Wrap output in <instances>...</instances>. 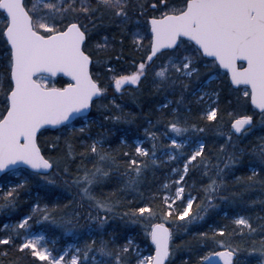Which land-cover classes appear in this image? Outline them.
Returning a JSON list of instances; mask_svg holds the SVG:
<instances>
[{
  "label": "snow or ice",
  "instance_id": "obj_1",
  "mask_svg": "<svg viewBox=\"0 0 264 264\" xmlns=\"http://www.w3.org/2000/svg\"><path fill=\"white\" fill-rule=\"evenodd\" d=\"M148 8L153 14L144 21L140 17L147 15ZM0 9L6 12V23L0 29V34L10 46L8 88L4 90L5 109L0 113V171L14 169L19 164L37 170V174L55 168L62 172L63 185L69 192L75 189L72 200L67 203L51 207L44 204L41 207L37 202L31 213L18 223L5 224L7 234L0 238V245L14 247L16 252L27 254L37 264H85L93 249L106 258L96 261L93 256L91 259L95 264H132L133 261L135 264H165L172 252L170 241L173 237L172 230L165 223L145 225L146 229L150 228L145 235L155 245V254L149 256L141 255L139 246L134 244L131 237L126 238L122 245H115L114 240L101 239L98 248L97 241L93 239L83 249L76 247L71 255L67 249L60 253L48 246L44 235L33 233L30 223L38 216L40 220L50 221L65 232L75 235L76 230L83 227L80 224L82 217H86L89 222L87 227L90 233L102 232L109 221L116 217L128 218L131 223L142 221L145 214L155 219L156 212L143 204L144 194L140 187L144 184L146 170L162 163L153 158L157 148L156 133L145 129V133L154 141L151 152L141 146L143 141H137L134 155L129 152L122 154L124 157L133 155V158L123 162L119 158L121 154L118 149L104 147L105 133H97L91 144L80 153L82 162L73 171L68 161L72 154L71 145L64 157H45L37 145V131L43 125H61L71 121L76 114H86L94 99L107 93V87L102 86L100 74L90 70L93 56L86 49L91 36L89 25L92 29L117 25L122 34L131 25V44L136 51L144 47L146 34H150L149 50L138 64L133 60L134 71L118 74L108 64L111 57L105 61L98 59L95 64L105 65L104 70L112 73L110 81L117 92L126 84L139 86L142 78L147 79L151 68L156 91L173 97L179 94L175 99H167L166 96L167 102L159 106L161 119L164 118V110L170 109L167 128L175 137H184L190 130L193 133L205 131L197 123H189V117L181 113L182 107L191 111L187 106L192 101L186 100L189 95L195 97L197 104L205 103V97L208 98L207 106L201 110L200 120L215 123L220 118L219 93L205 90L214 77L209 75L207 81L201 79L198 65L204 57H212L213 65L218 64L227 69L232 84L246 86L243 95L250 97L251 103L260 109V123L264 124V0H151L150 3L148 0H30V3L26 0H0ZM148 26L150 33L147 32ZM182 37L193 42L191 46L181 48L180 45L184 43ZM103 39L104 44L95 45L98 52L108 51V37ZM120 43L123 45V40ZM166 52L169 54L165 56ZM160 57L164 58L155 64V60ZM117 59H123V48ZM240 60L245 61L247 66L238 65ZM204 66L209 67L207 64ZM59 72L71 77V82L61 88L50 87L48 78ZM0 88H3L2 83ZM173 104L175 107H172ZM104 119L119 121L126 119V116ZM254 126L253 115H240L231 119L229 130L219 133L225 139L215 151L201 139L191 136L186 139L169 137L171 143L167 147L175 154H169L167 160L186 158L183 159L182 168L172 169L178 176V179L170 182L175 192L168 195L170 184L162 186L166 190L163 199L168 208L167 212L161 214L165 221L171 217L174 221L183 222L182 226L187 231V225L204 219L215 199L228 201L231 196L235 201L240 197L241 193L228 192L224 176L226 170L241 161L245 152L253 156L249 162L251 174L236 177L235 183L243 186L245 191L257 183L264 185V180L258 179L257 171V168L264 170V137H260L259 143L252 144L250 149L248 146H240L242 139L250 134ZM79 131L83 132L84 128ZM234 134H238L237 140L233 139ZM163 135L167 137L168 133ZM125 143L121 141V144ZM186 146H192L190 154L183 151ZM55 147L53 144L52 150ZM210 152L212 155H209ZM213 157L215 164L212 162ZM88 158H93L91 167L83 163ZM221 163L223 167H220ZM197 169H203L202 175L209 179L208 184L202 185L205 199L199 203L186 181V176ZM42 179L49 184L55 183L47 175ZM113 180L116 186L111 191H104ZM26 184L27 180L17 183L0 195V212L16 208L20 191ZM221 192L227 194L220 195ZM128 193L140 197L143 206L120 211L131 203L124 198ZM177 200L181 201L183 208L175 211L173 205ZM85 204L87 211H79ZM251 219L250 216L238 215L233 223L239 227L241 234L245 230L249 234L256 233L258 229L264 231V224L253 227ZM226 227L213 229L211 235L208 232L195 234L194 239L198 245L208 247L211 242L222 249L209 250L207 254L201 255L199 264H219L220 260L223 264H239L235 257L241 251L240 246L225 244L224 240L216 239L218 235H230ZM255 245L253 241V247L247 251L264 257V237L258 247ZM188 246L191 250L190 243ZM9 256L7 250L0 253V264H22L23 257L12 260L7 259ZM261 264H264V260Z\"/></svg>",
  "mask_w": 264,
  "mask_h": 264
},
{
  "label": "trees",
  "instance_id": "obj_2",
  "mask_svg": "<svg viewBox=\"0 0 264 264\" xmlns=\"http://www.w3.org/2000/svg\"><path fill=\"white\" fill-rule=\"evenodd\" d=\"M30 3V0H26ZM151 0H148L150 3ZM147 7V4H146ZM163 10V9H162ZM152 10L148 8L147 15L140 17V19L146 21ZM158 15V13H156ZM81 19H83L81 17ZM6 23V15L0 11V29H3ZM107 25V21L105 22ZM91 33L90 39L86 45V49L90 50L93 56V64L91 71L100 74V80L102 86L107 87V93L99 99H96L93 103L91 113L86 116L91 118L90 122L85 123L84 118L80 117L76 119L73 126L68 124L59 128H46L40 132L38 136V144L45 155V157H64L68 153L69 145L72 147V154L68 157L71 169L74 171L76 166L82 162L80 153L85 151L87 145L91 144L92 140L96 138L97 133H105L106 142L105 148L118 149L120 152V160L132 159L135 153L136 138H142L145 140L144 145L151 152L152 144L154 141L145 133V129L156 133L157 139L155 141L156 155L153 157L155 160L162 163L150 167L145 172L144 184L140 187V191L144 194L143 204H147L156 212V218L151 219L145 214V218L142 221L131 223L128 218L120 219L119 217L109 221L102 232L88 231V221L86 217L80 219V224L83 226L76 230V234L65 232L63 228L52 224L50 221L40 220L36 216V220L40 221V224L47 229V232L52 237H59V243L65 244L71 241H75L83 249L86 243H91L93 239L97 241V248L99 247V241L101 239L113 241L115 245H122L125 243L126 238L131 237L139 246L146 247L149 251H153V245L150 241V237L145 235L146 231H150V228H145V225L154 223H165L173 232L170 248L172 252L169 256V260L166 264H199V257L207 254L209 250L220 251L222 250L218 245H213L209 242L208 247L198 245L194 236L199 232H208L211 235L213 229H218L222 226L226 227L225 236H217V240H224L225 244H231L233 246H240L241 251L237 253L236 260L239 264H261L264 257H261L259 253H249L247 249L253 247V241L256 242L255 246H259V242L264 237V231L258 229L254 234H249L247 230L243 234L240 233V229L233 223V220L238 215L250 216L253 227L258 224H264V219H258V217H264V185L259 183L251 186L247 191L241 185L235 183L236 177L247 176L251 174L250 161L253 156L249 152H245L241 161L235 165L232 169L226 170L224 179L228 184V192H237L242 195L233 201L230 196L228 201L221 199H215L213 206L209 207L208 212L205 214L203 220L194 221L192 224L187 225V231L184 230L183 222L174 221L171 217L165 221L162 217V213L167 212L168 208L164 204V195L166 190L163 189L165 183H169L178 179L173 172V168H182L183 159L177 160H165L167 158V151L170 145V140L163 135L167 132L168 135L175 137L167 128V119L170 118V109L164 110L163 119H161L162 112L160 105L166 103L167 99L178 98L167 95L164 92H158L153 87V72L150 68L148 71L147 79L141 80L139 86H129L121 92H117L111 84L110 77L112 73L104 70L105 65L97 66L96 60H111L108 64L116 69L118 74L129 73L135 70L133 67V60L135 59L138 64L144 56H146L149 50L148 45L151 39L150 34H146L143 41L144 47L140 51H136L131 44L130 32L133 30L129 25L128 30L125 33H121L120 28L117 25H109L107 27L92 29L89 25ZM147 32L150 33V26H148ZM108 37V51L98 52L95 48L96 44H104L103 37ZM123 40V45L120 41ZM184 43L180 45L181 48L191 46L192 43L182 39ZM123 48V59H117L121 54ZM170 52V50H169ZM165 53V56L169 54ZM160 57L155 60V64L160 63ZM10 59V47L6 43L5 37L0 34V83L3 88H0V113L5 109L4 103V90L8 88V61ZM205 64L209 65L205 68ZM201 71V79L207 81L209 75H215L205 90L219 93V108L220 118L218 122L212 123L204 120H200L201 110L207 106L208 98L205 97V103L197 104L194 96H187L186 100H191L192 103L188 104V108L191 109L188 112L185 108H181L182 115L189 117V123H197L198 127L204 128V132L193 133L192 130L185 134L184 137H175L177 139L187 138L189 136L194 139L203 140L213 151H215L219 144L224 142L225 137L219 135L220 132L226 133L230 128L231 119L240 115H253L255 118V126L245 138L242 139L240 146L245 147L252 144H258L259 138L264 137V124L260 123V112L256 111L250 104L249 97H244L243 86L234 88L230 83L229 76L226 72L222 71L218 65H213V60L204 57L201 63L198 65ZM95 78V75H94ZM54 86L63 87L70 82L68 78L63 75H59L54 78ZM213 100L216 97H212ZM114 101V103H113ZM116 105L120 107L117 108ZM172 107H175L173 104ZM229 113L232 115L230 116ZM114 116H126V119L119 121L113 119H104V117ZM160 121L159 123L157 121ZM151 121V124L149 123ZM87 125V126H86ZM84 128L83 132L79 129ZM238 135L234 134L233 139L237 140ZM121 141H125V144H121ZM53 144L56 145L55 150H52ZM192 146H186L183 151L190 154ZM129 152L128 157H124L122 154ZM175 154V153H174ZM209 155H212L210 152ZM93 158L84 159L83 163L91 167ZM213 164L216 163L213 157ZM220 167H223L221 163ZM20 176H13L10 172L5 173L1 177V182L13 181L14 184L22 183L27 180L26 186L20 191L18 197L17 206L15 209H9L0 212V238L7 234L4 225L16 224L23 215L30 214L32 207L39 202L41 207L44 204H48L49 207L55 204H65L69 200H72L75 189L71 192L63 185L62 172L58 169H53L49 174H37L28 169H20ZM123 171V168L120 169ZM259 172L258 179L264 180V170L257 168ZM203 169L193 170L186 176L187 186L191 187L192 195L197 196V203L204 200V192L202 185L209 183L207 176L202 175ZM59 173V174H58ZM47 175L49 180L55 181V183H47L42 177ZM214 175V172H213ZM116 186V181H110L109 187H106L104 191H111L112 187ZM8 189H0V195ZM188 188L186 187L185 197H187ZM175 192V188L170 184V191L167 194L172 195ZM153 193L155 196L153 197ZM226 192H221L220 195H226ZM123 195V194H122ZM39 197V200H37ZM125 200L131 203L127 207L120 209V211H127L129 208H136L143 206L140 203V197L135 193H128L125 195ZM78 199V197H77ZM252 201L256 203L253 204ZM186 202V200H185ZM205 203L207 201L205 200ZM183 208L181 201L177 200L173 209L178 211ZM81 212L87 211V205L83 209H78ZM103 215V213H101ZM114 233V236H113ZM189 243L191 244V250H189ZM114 246V245H110ZM8 251L10 256L7 259L14 260L16 257H23L22 264H37V261L28 256L27 254L19 253L15 251L14 247H7L0 245V253ZM93 253H99L95 249L90 251L89 256ZM105 258V257H104ZM135 264V261L132 262Z\"/></svg>",
  "mask_w": 264,
  "mask_h": 264
},
{
  "label": "rangeland",
  "instance_id": "obj_3",
  "mask_svg": "<svg viewBox=\"0 0 264 264\" xmlns=\"http://www.w3.org/2000/svg\"><path fill=\"white\" fill-rule=\"evenodd\" d=\"M212 77H215V75H213ZM47 83H48L49 86H54V80H53V78L49 77L48 80H47ZM245 90H247V89L244 88V89H243V93H244ZM83 120H84L85 123H87V122H90L91 118H89V117H85ZM169 137H172V136H171V135H168V136H167V138L170 140ZM137 141H143V144H142L141 146L144 147V148H146L145 145H144V142H145L144 139H142V138H136V139L134 140L135 146H136V142H137ZM170 142H171V140H170ZM166 154H167V156H168L169 154H174V152H170V150H168ZM165 160H167V158H166ZM10 174L13 175V176H20V175H21V170H20V169L13 170V171L10 172ZM13 184H14L13 181H8V182H6V183H5V182H1V183H0V189H2V188H3V189H8L9 187H12ZM168 195H170V194H168ZM174 206H175V204L173 205V207H174ZM25 215H28V214H25ZM25 215H23V216L21 217V219H22ZM18 222H19V221H18ZM18 222H17V223H18ZM30 223H31V226H32V227H31L32 232H33V233H36V234H42V235H44V236H45V239H46V241H47V243H48V246H49V247H53V248H55V249L57 250V252L62 253L64 249H67L68 252H69V254L71 255V254H73V253L75 252V248H76V247L81 248L80 245H78L75 241H71V242H68V243H65V244H62V245H61V244L59 243V237H52V236H50V235L48 234V232H47V229H46L45 227H43V226L40 224V221L37 222V220H36L35 217L33 218L32 221H30ZM133 241H134V240H133ZM134 244H135V245H138L135 241H134ZM138 246H139V245H138ZM139 249H140V252H141V255H142V256H149V255H153V253H154L153 251H149V250H148L146 247H144V246H139ZM70 255H69V257H68L69 259H70ZM93 256H95L96 261H100V260H104V259H106V258L102 257L99 253H93V254H91V255L88 257V259H87V261L85 262V264H95V262L92 261V259H91Z\"/></svg>",
  "mask_w": 264,
  "mask_h": 264
},
{
  "label": "water",
  "instance_id": "obj_4",
  "mask_svg": "<svg viewBox=\"0 0 264 264\" xmlns=\"http://www.w3.org/2000/svg\"><path fill=\"white\" fill-rule=\"evenodd\" d=\"M0 11L4 12V13L6 14L5 10L0 9ZM182 38L188 40V38H186V37H182ZM5 39H6V38H5ZM189 42H190V41H189ZM191 43H193V42H191ZM9 47H10V46H9ZM207 58L213 60L212 57H207ZM237 63H238V65H243V66H245V67L247 66L246 62L243 61V60H240V61H238ZM217 65H218V64H217ZM220 69H221L222 71H225V72L228 73V70H227V69H224V68H221V67H220ZM90 70H91V65H90ZM58 75H63V76H65V77H67V78L70 80V82H71V77L67 76V75H66L65 73H63V72H59V73H57L55 76H50V77L55 78V77H57ZM228 75H229V74H228ZM229 78H230V75H229ZM230 82H231V79H230ZM231 84H232V83H231ZM232 85H233L235 88H238L239 86H244V87H246L245 85H234V84H232ZM128 86H136V85L126 84L122 89H124L125 87H128ZM57 88H60V87H57ZM95 100H96V99H94V101H95ZM249 100H250V104L253 106V108H254L256 111L260 112V109L251 103V98H250V97H249ZM92 105H93V103H92ZM92 105L89 107V109L87 110V113H86V114H83V113H81V114H76V115H74V116L72 117L71 121H66V122H64V123L61 124V125H50V124H49V125H43V126L37 131V145H38V147L40 148V146H39V144H38V136H39V134H40L41 131H43V130L46 129V128H59V127H61V126H63V125L73 123L77 118H79V117H81V116H87V115L91 112V110H92ZM236 135H238V134H236ZM40 149H41V148H40ZM41 153L43 154L42 150H41ZM43 155H44V154H43ZM19 168H25V169H28V170H30V171H32V172L37 173V170H33V169H31L29 166H27V165H23V164H19V165L15 166L14 169H19ZM14 169H11V168H10V169H6V170H4V171H0V178L3 176V174H5V173H7V172H9V171H12V170H14ZM51 171H52V170H43V171H40L39 173H40V174H48V173H50ZM166 226L169 228L168 225H166ZM150 240H151V238H150ZM151 243H152V242H151ZM152 245H153V247H154V253H153V255H154V254H155V245H154V244H152ZM170 246H171V241H170ZM235 258H236V257H235ZM217 259L219 260V258H217ZM168 260H169V257L166 259L165 264L167 263ZM219 264H223V261L220 260V261H219Z\"/></svg>",
  "mask_w": 264,
  "mask_h": 264
}]
</instances>
